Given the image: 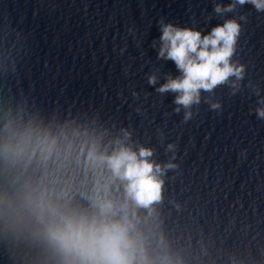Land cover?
Returning <instances> with one entry per match:
<instances>
[{"label": "water", "instance_id": "water-1", "mask_svg": "<svg viewBox=\"0 0 264 264\" xmlns=\"http://www.w3.org/2000/svg\"><path fill=\"white\" fill-rule=\"evenodd\" d=\"M232 2L0 0V110L23 108L113 136L126 129L134 149L178 165L162 177L158 209L189 264H264V120L256 113L264 108V12L245 4L215 13ZM228 19L241 24L232 60L245 66L244 79L202 92L185 122L177 94L156 91L180 75L157 58L161 23L208 34ZM0 264H18L3 240Z\"/></svg>", "mask_w": 264, "mask_h": 264}, {"label": "clouds", "instance_id": "clouds-1", "mask_svg": "<svg viewBox=\"0 0 264 264\" xmlns=\"http://www.w3.org/2000/svg\"><path fill=\"white\" fill-rule=\"evenodd\" d=\"M245 4L264 12V0H233L214 11ZM160 30L157 58L174 62L180 75L168 76L156 91L177 94L185 122L202 92L244 79L245 66L232 60L241 35L236 19L208 34L163 23ZM148 82L155 85L156 76ZM256 113L264 120V108ZM120 132L46 120L23 108L0 110V240L11 245L18 264H189L158 209L162 177L178 165L157 164L152 149H134L131 133Z\"/></svg>", "mask_w": 264, "mask_h": 264}]
</instances>
